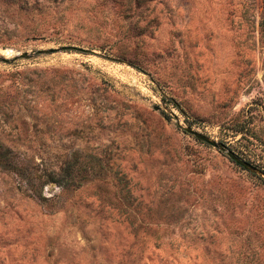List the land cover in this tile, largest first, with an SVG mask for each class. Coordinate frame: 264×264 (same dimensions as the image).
Instances as JSON below:
<instances>
[{"label": "rangeland", "instance_id": "obj_1", "mask_svg": "<svg viewBox=\"0 0 264 264\" xmlns=\"http://www.w3.org/2000/svg\"><path fill=\"white\" fill-rule=\"evenodd\" d=\"M0 55V147L95 169L0 162V264H264V0H0Z\"/></svg>", "mask_w": 264, "mask_h": 264}, {"label": "trees", "instance_id": "obj_2", "mask_svg": "<svg viewBox=\"0 0 264 264\" xmlns=\"http://www.w3.org/2000/svg\"><path fill=\"white\" fill-rule=\"evenodd\" d=\"M3 161L25 179L34 195L41 198H45L43 188L46 183L56 182L64 188L78 187L82 184L85 174L95 170L92 166L76 167L70 160L65 161L58 169L33 164L28 161L26 154L22 155L9 146L0 147V162Z\"/></svg>", "mask_w": 264, "mask_h": 264}, {"label": "water", "instance_id": "obj_3", "mask_svg": "<svg viewBox=\"0 0 264 264\" xmlns=\"http://www.w3.org/2000/svg\"><path fill=\"white\" fill-rule=\"evenodd\" d=\"M54 49H77V50H88L87 48L78 46V45H61L60 47H56V48H51V50ZM40 51H44L43 49H35V50H24V51H20L19 53H17L14 58L16 57H30L33 53L36 52H40ZM0 60L2 61H7L8 58L7 57H3L0 55ZM184 130H186L188 133L194 135L197 139L207 142L215 147H217L220 150H225L227 155L234 160L236 163H238L239 165H241L243 168L251 170V171H257V167L250 162L249 160L241 157L240 155H238L234 150L232 149H227L226 145L223 141H217L216 139L210 137L209 135H207L204 132H201L199 130H196L194 128H192L190 125L184 126Z\"/></svg>", "mask_w": 264, "mask_h": 264}]
</instances>
